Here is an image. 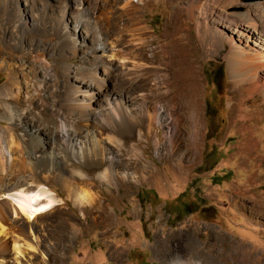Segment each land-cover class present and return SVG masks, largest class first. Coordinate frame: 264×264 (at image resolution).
<instances>
[{"label":"rangeland","instance_id":"374dc122","mask_svg":"<svg viewBox=\"0 0 264 264\" xmlns=\"http://www.w3.org/2000/svg\"><path fill=\"white\" fill-rule=\"evenodd\" d=\"M61 2L73 4L72 0H0V58H4L0 59V88L16 76L20 96L5 99L33 116L67 119L64 92L70 78L79 75L75 69L85 56L81 51L90 46L85 34L74 33L70 23L64 35L57 16L42 11V4L52 7ZM85 2L91 8L104 5L97 9L98 34L123 39L133 51L131 62L149 68L141 82L160 108L154 117L158 122L141 140L133 138L126 151L110 145L121 166L141 162L148 173L136 175L134 169L126 172L116 167L120 177L133 178L118 187L98 181L104 167L85 171L75 160H61L60 166L40 175L30 185L44 184L60 205L38 219L37 250L28 252L30 259L21 264H264L263 83L257 82L250 95L234 92L227 66L235 48L253 57L264 45V35L197 19L199 13L217 9L223 18L233 13L240 20H255L259 34L264 33V0H143L127 8L121 7L122 0ZM201 33L215 40L201 43L197 37ZM197 91L196 134L178 135L192 128L179 116L188 111L190 96ZM0 111L4 114L2 101ZM176 116L178 133L172 135L167 123ZM20 133L18 121L0 117V151L9 148L11 140H20ZM13 146L11 161L0 158V207L4 209L5 191L28 176L21 169L22 152ZM141 150L143 156L138 155ZM87 174L94 178L87 181L90 185L83 182ZM77 193H86L89 202L78 200ZM97 201L107 205L109 217L98 215ZM27 240L33 244L30 237L25 238L29 244Z\"/></svg>","mask_w":264,"mask_h":264},{"label":"bare ground","instance_id":"6f19581e","mask_svg":"<svg viewBox=\"0 0 264 264\" xmlns=\"http://www.w3.org/2000/svg\"><path fill=\"white\" fill-rule=\"evenodd\" d=\"M32 1L24 0V2ZM43 1L37 0V3H43ZM113 1L118 2L119 0ZM123 1L121 7L127 8L132 6V3L138 4L143 0H128L129 3L127 0L124 1L125 3ZM69 3L61 2L60 6L53 5L52 7L42 4L44 14L51 13L57 16L62 34H67V29L71 25L74 33L85 34L83 39L90 43L89 47L81 51L85 56L75 69L79 75H74L70 80L68 78L69 83L67 88L65 87L62 107L66 111L67 119L55 115L51 118L33 116L27 109L20 110L18 105H10L5 97L11 96L17 100L20 96L18 88L15 89L16 76L11 77L10 85L0 88V100L4 111V114L0 113V117L6 115L8 121H18L23 133H20V140H11L9 148L4 146L1 148L0 158L5 159L4 161H11L10 148L14 145L22 152V162L20 161V163L24 167L21 169L28 172L26 178L10 185L2 198L7 207L5 209L0 207V264L10 263V261L11 264H21L22 260L30 259L28 252L33 253L37 250L36 225H38V219L51 213L60 204L57 195L44 184L38 186L30 184L36 183L40 179V175L48 174L55 166L58 167L59 164H62L61 160H75L84 167L85 171L87 169L100 170L104 167L97 176L98 181L118 187L133 182V178L126 174V176L120 177L121 174L116 171V167H120L119 169L126 172L134 169L136 175L141 172L148 173L146 171L148 167L142 165L141 162L121 166L111 153L110 145L113 143L119 149L126 151L133 138L137 141L141 140L143 135L150 133L155 123L158 122L154 121V117L158 116L160 108L150 100V94L145 91V85L141 82V79L150 72L149 68L147 69L140 63L131 62L129 55L133 51L123 39H111L112 35L104 37L105 35L98 34L97 28L100 21H96L97 9L103 8L104 5L98 3L95 7L93 6L94 8H91V5L85 0H72V5L71 2ZM64 5L66 8L60 9ZM219 12L220 10L212 9L209 13H199L197 19H202L204 23L211 19L210 21L214 23H225L227 27H243L246 33H248V29H253L258 32V35H264L263 32L259 34V27L254 22L255 20H240L233 16V13L227 14L228 16L223 18L224 15ZM83 15L92 18L93 23H91L92 20L84 19ZM215 17L219 21L214 19ZM197 37L201 43L215 40L209 33L197 34ZM67 39L73 40L69 35ZM258 49L250 58L244 56L247 53L243 49L231 50L227 66L234 92L241 94L244 91L250 95L257 89L259 81L263 83L264 89V56L261 53L264 51V45L259 46ZM78 51L80 52V49ZM241 83L245 84L241 85ZM244 85L248 86V90L244 89ZM14 90L17 91L15 96ZM175 98L173 97L171 101H174ZM190 98L191 100L185 108L188 111L185 110L186 112L184 111L185 113L179 117H183L187 126H192V128L186 126L185 131H179L178 135L196 134L198 128L196 124V110L200 106L198 91L195 93V97L191 95ZM195 101L198 104L193 103ZM166 106L168 107L169 103ZM179 117L176 116L173 119L175 121L167 123L172 135L178 133L176 128ZM240 117L243 120L246 119L244 115ZM106 133L110 134L108 139L103 138ZM194 143L197 145L196 141ZM138 155L143 156L144 150H141ZM166 158L169 159L170 154L166 155ZM2 160H0V165H2ZM3 167L1 170L4 172ZM85 176L86 179L84 178L83 182L88 183L87 181L94 180L88 174ZM89 177L91 179H88ZM69 182L71 183L70 180ZM69 185L71 186V184ZM76 198L89 202L86 193H77ZM96 207L100 217H109L107 205L103 201H97ZM22 219L23 222L19 223L18 221ZM26 237H30L33 244L29 243V240H27L29 244H26Z\"/></svg>","mask_w":264,"mask_h":264},{"label":"water","instance_id":"95a60500","mask_svg":"<svg viewBox=\"0 0 264 264\" xmlns=\"http://www.w3.org/2000/svg\"><path fill=\"white\" fill-rule=\"evenodd\" d=\"M263 0H239L240 3H255V2H261ZM240 10V9H237Z\"/></svg>","mask_w":264,"mask_h":264}]
</instances>
